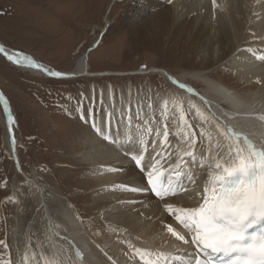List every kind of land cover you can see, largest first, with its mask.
<instances>
[{
    "label": "bare ground",
    "instance_id": "6f19581e",
    "mask_svg": "<svg viewBox=\"0 0 264 264\" xmlns=\"http://www.w3.org/2000/svg\"><path fill=\"white\" fill-rule=\"evenodd\" d=\"M132 10L131 18L134 22L131 29L135 32L133 34L136 39L144 37V40L162 45L167 43L164 54L176 56L179 52V63H184L186 68L194 70L196 74L209 71L220 64L226 66L250 92L242 95L238 88H232L208 74L200 75L207 86L205 93L197 90L188 92L187 88L178 86L177 81L179 84L185 83L177 78V96L189 106L194 119L193 122H187L191 125L190 129L187 127L171 133L168 124L160 125L157 119L154 120L155 111L170 108L173 104L167 97L152 96L146 101L133 98L125 106H117L114 103L113 88L107 89L104 94L105 103L85 116L86 121L95 124L101 132L93 128L94 132L84 137L79 153L81 167L90 170L87 174L90 182L87 184L92 190L89 193L91 215L77 214L70 206L73 203L70 196L55 198L60 208L54 212H51L49 204H42L40 208L43 215H39L41 220L38 225L42 227L43 233L38 235H41L39 245L45 250L43 258L37 244L39 242L32 237L29 246L19 224L13 234L18 245L20 244L17 248L20 253L15 255L14 264H44L47 260L61 261L62 264H145L152 257L141 260L135 254V249L179 255L181 251L192 247L191 242L185 245L167 230L170 225L191 241L192 232L185 229L174 216L167 214L163 208L164 201L147 191L126 190L124 186L144 188L146 172H141L133 164L130 154H125L127 146L122 148L120 143L114 146L104 138L105 135L116 141L124 139L129 133L137 139L144 135L148 146L144 153L145 163L155 156V147V151L161 152L158 159L165 169H170L179 162L178 157L183 155L184 148L187 147L185 133L189 131L196 138L195 154H206L209 160L217 152L227 153L230 146L247 149L243 137L237 144L223 135L218 124L243 133L257 149L264 148V60L259 59L264 55V0H217L215 6L212 0H136ZM136 10L138 12L134 13ZM255 16L257 21H254ZM0 44L10 54L18 51L1 40ZM97 47L99 44L79 58L75 70L60 71L66 74L63 77H50L41 69L14 65L3 53L0 55L16 68L46 78L75 80L110 76L98 75L91 70L89 53ZM32 57L45 68L58 71ZM0 92L3 93L1 89ZM129 115L131 123L128 121ZM213 116L219 120L213 119ZM5 125L9 129L11 152L18 155L15 136V143L12 142L14 127L10 128L8 119H5ZM165 126L169 132V145L162 149L163 137L157 138L156 131L159 129L162 132ZM148 128H151V133L146 131ZM165 151L172 155L166 158ZM189 167L193 180L185 181V190L177 189V194L168 198V202L177 207L196 208L201 204L204 187L212 174L207 161L203 167L199 164ZM33 192L41 206L46 199L43 190L34 186ZM52 201L51 199V203ZM92 216L96 219L95 222H85V219ZM80 218L83 219L82 222ZM90 241L96 245L95 248ZM32 243L38 248L35 249ZM77 252L81 255L77 256ZM25 255L29 258L27 262L24 260ZM115 258L116 261L113 260Z\"/></svg>",
    "mask_w": 264,
    "mask_h": 264
},
{
    "label": "rangeland",
    "instance_id": "374dc122",
    "mask_svg": "<svg viewBox=\"0 0 264 264\" xmlns=\"http://www.w3.org/2000/svg\"><path fill=\"white\" fill-rule=\"evenodd\" d=\"M135 3L136 0H0V40L6 45L29 53L53 69L69 72L76 69L86 51L99 44L89 53L91 70L110 75L75 80L46 78L18 69L0 55V89L16 121L13 132L18 149V155H13L5 125L8 116L0 102L2 264H14L15 255L20 253V244L13 236L19 224L29 246L32 237L39 242L43 258L45 250L39 245L43 231L38 225L42 204H49L54 212L60 208L55 198L70 196V206L77 214L91 215L92 190L87 184L90 170L81 167L79 153L84 137L94 129L80 113L85 116L105 103L107 89L113 88L117 106H125L133 98L146 101L152 96L167 97L173 104L155 111L154 120L160 125L168 124L171 133L187 129L181 115L187 122L194 119L189 106L177 96L178 88L172 82L177 78L202 94L207 90L200 78L203 74L238 88L242 95L250 92L226 66L220 64L196 74L179 63V52L176 56L164 54L167 43L136 39L131 29ZM34 186L44 192L46 199L41 206L33 196ZM85 220L96 221L94 216ZM90 243L96 247L93 241Z\"/></svg>",
    "mask_w": 264,
    "mask_h": 264
},
{
    "label": "snow or ice",
    "instance_id": "6c2138e0",
    "mask_svg": "<svg viewBox=\"0 0 264 264\" xmlns=\"http://www.w3.org/2000/svg\"><path fill=\"white\" fill-rule=\"evenodd\" d=\"M212 3L215 6L217 0H212ZM0 53H3L14 65L41 69L50 77L66 75L60 71L45 68L32 56L22 52L14 51L10 54L3 44H0ZM259 59L264 60V55H261ZM177 83L180 88H187L188 92L193 91L185 84H179L178 81ZM0 102L3 103L4 111L8 113V124L11 128L16 121L11 113L9 101L2 92H0ZM136 115L139 117V112ZM212 118L219 120L215 116ZM131 119L129 115V123ZM181 119L184 120L183 115ZM185 124L189 129L191 128L187 121ZM92 126L97 132H101L95 124ZM217 127L225 137L237 144L243 137L247 149L230 146L227 153L217 152L209 160L206 154L200 156L195 154L196 138L189 131L185 133L187 147L184 148L183 155L178 157L179 162L170 169H165L158 159L161 152L155 151V147L153 148L155 156L150 157L145 163L144 153L147 152L148 146L144 135L139 136L138 142L131 133L120 141L113 140L109 135H105L104 138L110 140L114 146L116 143H120L122 148L127 146L125 154H130L133 164L141 172H146L144 188L124 186L126 190L153 193L155 197L164 201L163 208L167 214L174 216L176 221L192 232L191 241H189L170 225L168 226L167 230L173 236L185 244L191 242L198 253L192 258H175L180 260L181 264H215V261H219V264H264V148L257 149L251 140L232 127H221L220 124ZM146 131L151 133L152 130L148 128ZM161 136L163 137L161 147L165 149L169 145L167 126L162 132L157 129L156 137ZM12 142L15 143L14 134ZM153 145L155 146V140ZM164 155L167 158L172 153L165 151ZM205 161L212 174L203 190V202L196 208L177 207L168 202L169 197L177 194V189L185 190L183 188L185 181L193 180L189 165L199 164L203 167ZM3 243L0 241V244ZM135 254L141 260L152 255L149 251L139 248L135 249ZM80 255L81 253L77 252V256ZM28 259L25 255V262ZM171 259L173 258L159 253L154 260H146L145 264H168ZM44 264H62V262L47 260Z\"/></svg>",
    "mask_w": 264,
    "mask_h": 264
}]
</instances>
